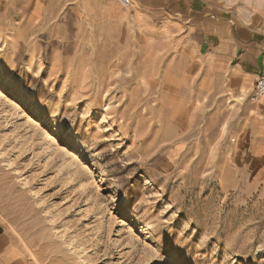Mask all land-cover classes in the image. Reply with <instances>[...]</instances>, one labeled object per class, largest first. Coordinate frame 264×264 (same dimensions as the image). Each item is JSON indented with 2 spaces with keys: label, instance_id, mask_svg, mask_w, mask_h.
<instances>
[{
  "label": "rangeland",
  "instance_id": "374dc122",
  "mask_svg": "<svg viewBox=\"0 0 264 264\" xmlns=\"http://www.w3.org/2000/svg\"><path fill=\"white\" fill-rule=\"evenodd\" d=\"M219 1L264 31V0ZM74 5L0 0L2 263L264 264L255 81L178 16Z\"/></svg>",
  "mask_w": 264,
  "mask_h": 264
},
{
  "label": "crops",
  "instance_id": "0c3cea01",
  "mask_svg": "<svg viewBox=\"0 0 264 264\" xmlns=\"http://www.w3.org/2000/svg\"><path fill=\"white\" fill-rule=\"evenodd\" d=\"M69 1L75 2L79 14L89 18L94 15L96 20L112 28L122 22L129 26L134 22L150 25L153 21L178 16L188 22L190 33L203 35L217 52L215 56L229 63L234 73L250 77L255 84L264 77V31L238 22L219 0H134L128 9L117 0ZM256 102L264 107V99ZM5 245L9 246V242L0 229V256L7 258L9 251H1ZM0 264H3L1 257Z\"/></svg>",
  "mask_w": 264,
  "mask_h": 264
},
{
  "label": "built area",
  "instance_id": "2783aa9c",
  "mask_svg": "<svg viewBox=\"0 0 264 264\" xmlns=\"http://www.w3.org/2000/svg\"><path fill=\"white\" fill-rule=\"evenodd\" d=\"M134 0H117V2L125 9H128L132 6ZM255 93L259 97L264 95V77H261L257 80L255 84Z\"/></svg>",
  "mask_w": 264,
  "mask_h": 264
},
{
  "label": "bare ground",
  "instance_id": "6f19581e",
  "mask_svg": "<svg viewBox=\"0 0 264 264\" xmlns=\"http://www.w3.org/2000/svg\"><path fill=\"white\" fill-rule=\"evenodd\" d=\"M264 99V95H262L261 97L258 98V100Z\"/></svg>",
  "mask_w": 264,
  "mask_h": 264
}]
</instances>
